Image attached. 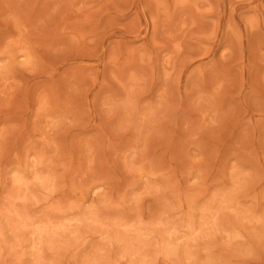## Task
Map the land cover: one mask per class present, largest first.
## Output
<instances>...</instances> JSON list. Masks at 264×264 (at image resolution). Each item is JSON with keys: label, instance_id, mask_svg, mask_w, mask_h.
Returning <instances> with one entry per match:
<instances>
[{"label": "rangeland", "instance_id": "374dc122", "mask_svg": "<svg viewBox=\"0 0 264 264\" xmlns=\"http://www.w3.org/2000/svg\"><path fill=\"white\" fill-rule=\"evenodd\" d=\"M0 264H264V0H0Z\"/></svg>", "mask_w": 264, "mask_h": 264}]
</instances>
